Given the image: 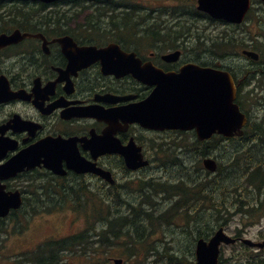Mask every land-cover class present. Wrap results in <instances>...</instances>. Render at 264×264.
I'll return each instance as SVG.
<instances>
[{
  "label": "flooded vegetation",
  "instance_id": "af4514ba",
  "mask_svg": "<svg viewBox=\"0 0 264 264\" xmlns=\"http://www.w3.org/2000/svg\"><path fill=\"white\" fill-rule=\"evenodd\" d=\"M112 1L0 0V201L18 192L20 212L91 202L127 206L130 211L118 212L131 222L141 205L125 197L128 191L143 188L147 195L141 202L153 206L158 201L146 190L154 182L181 181L201 187L203 173H208L204 160L213 158L219 165L220 139L231 142L238 137L214 134L203 140L196 129L165 126L171 116V98H176L170 95L202 88L199 76L189 80L177 76L183 68L226 72L243 108L244 96L260 95L257 101L264 109V0H250L241 22L208 16V23L198 26L209 34L173 41L136 39L121 29H107L113 24L73 21L75 3L108 6ZM138 107L151 124L137 119ZM72 157L105 175L77 171L71 166ZM171 157L180 163L183 158L194 159L192 164H199L194 178L179 174L166 181L170 178L166 168L154 170L155 162L164 164ZM9 163L8 170H1ZM258 186L262 185L246 183L247 190ZM85 191H96L99 197L86 199ZM179 197L174 205L184 203ZM232 202L222 200L217 207L210 206L223 221L239 215L245 222L233 232L219 226L234 241L220 243L218 264H264L260 244L264 242V198ZM18 210L0 217V226H6ZM195 210L198 218L202 208L196 205ZM52 212L44 210L42 215ZM200 227L197 219L196 228ZM215 232L205 237L194 232L195 246L183 250L192 258L187 257L184 264L196 262L198 241H209ZM7 235L0 231V249L9 248Z\"/></svg>",
  "mask_w": 264,
  "mask_h": 264
},
{
  "label": "rangeland",
  "instance_id": "374dc122",
  "mask_svg": "<svg viewBox=\"0 0 264 264\" xmlns=\"http://www.w3.org/2000/svg\"><path fill=\"white\" fill-rule=\"evenodd\" d=\"M125 2L128 5H124L127 6H129V3L138 5L139 2L140 5L144 6V11H146L147 14L152 15L154 20L158 19V21L161 22H168L169 25L176 22V20H173V15L179 13V10L176 11L175 9H178L177 6L181 5V2L177 0H128V2L126 0ZM87 4L95 6V3ZM154 8L156 9L152 12ZM184 8H186V13L193 12L189 5L182 6V11ZM87 14H89V12L80 14L77 16L78 18L73 15L75 18L73 21L84 22ZM207 18L208 15L206 14V17L198 18L192 24L199 28L198 25L208 23ZM130 31L131 29H128L124 32L128 36ZM199 31L204 32L205 35L209 34L205 29L199 28ZM254 97L255 98L249 99L244 96L243 100L245 103V109H247L249 114H251V120L257 122L260 121V118H264V109L257 101L261 100V96L256 95ZM222 144H226L228 149L231 147V144L227 142ZM220 153V150L217 151L218 157ZM215 154L216 153H213V155ZM193 160L183 158V163H180L173 161L172 157L165 158L166 163L164 164L155 162L154 170H157L158 168H166L170 177L168 179L166 178V181H171V179L175 180L177 178L176 175L179 174L184 175L189 180L194 178V169L199 166V164H192ZM183 165H186V167H183ZM213 175L214 174L210 173V175L206 174V177L202 176V182L206 179L213 178ZM155 179L158 180L157 177H155ZM186 183L189 184L188 182ZM231 187L232 185L227 183L224 186V188ZM146 192L150 195L151 199L158 201L154 202L155 204H153V206L150 204H143L141 202L147 194L145 193V190L140 187L134 191H128L127 194L125 193V197L133 199L137 202L135 205H141L145 211H150L156 217L167 213L175 203L174 200L180 198L179 196H169L164 192H160L162 193V196L159 195L160 193H152L151 190H146ZM214 194L216 196V200H220V196L217 195V192ZM251 194H255V192H252ZM87 195V199L90 200L99 197L96 191L87 192ZM254 196L256 197L257 194ZM228 200L229 205H232L233 200L231 198H228ZM205 201L207 203H203L202 200L196 203V205L202 208L203 214L198 219L199 224L201 225L200 228L204 227V222H207V224L209 222L210 226L208 228H211L212 230H216L222 224L227 228L228 232H233L237 229V227H241L245 223L239 215H234L233 218L228 221H223V218L221 217L217 218L214 215L213 210H210V206H213V201ZM94 205L95 204H91L90 202L86 206L90 207ZM195 208L196 206L191 208V211L186 210L185 207L180 209L179 211L181 214H179V212L172 220L171 218H166L165 216V220L162 221L161 219L151 221L142 218L141 223L144 226V231L141 240L138 239V233L134 228H127L125 231L128 233H119L118 237L110 235L111 237L108 239L104 238V240L108 241L110 245H108L107 242V244H104L100 236L101 231L103 232L104 229L109 228V224L101 219L91 216L92 210L88 212L86 208L82 210V208L77 209L76 207L70 206L69 209H57L52 213H46L45 216H43L41 212V214L32 217L31 215L33 213L30 209L27 213L21 212V214L17 217L14 216L11 219H8V222L6 223V234L8 235L6 236L5 243L6 246L9 245V248H6L5 250L3 248L0 249V264L15 263V259L18 254L20 255L22 253L32 251L48 239L57 240L78 236H84L86 239L83 243L73 245V251L71 250L73 254L69 257V262L71 264H115L112 257H122L124 259L123 264H136L138 262H150V264H181L175 259H170L167 253H174L173 255L176 257L180 256L181 260H184L185 263L191 260L192 255L186 256L183 253V250L185 248L195 246V240H193L196 234L194 233ZM129 209L130 208L123 205H112L103 208V210H105V214H108L109 216L116 214L120 215L119 212L125 213L130 211ZM186 212H188L191 216L194 214V217H190L187 221V219L182 217L183 214H186ZM26 220H29L28 225H25ZM92 223H94L93 226ZM17 225H20L19 227L24 226L22 232H13ZM131 242L134 243L133 248L135 251L132 256H129L127 244L128 246H131ZM64 262L67 264V260Z\"/></svg>",
  "mask_w": 264,
  "mask_h": 264
},
{
  "label": "trees",
  "instance_id": "16d2710c",
  "mask_svg": "<svg viewBox=\"0 0 264 264\" xmlns=\"http://www.w3.org/2000/svg\"><path fill=\"white\" fill-rule=\"evenodd\" d=\"M177 1L181 2V5L177 7L178 9H175L176 11L179 10V13L173 15V20H176V22L171 25H169L168 22L158 21V19L154 20L152 15H149L146 11H144V6L140 5V1L138 2V5L130 3L128 8H123L122 11L119 7L127 4L125 0H113L112 3L108 6H101L98 3L95 4V6L85 3H76L74 4L75 10L73 12V15L79 16L80 14L89 12V14L85 16L84 22L97 23L100 25L105 24L107 26L113 24L114 27H107V29H121V32L124 34L125 32H123V30L125 31L131 29L127 37H131L132 35V37L136 39H148L151 37H157L167 38L173 41L181 37H201L204 32L199 31V28L192 24L198 18L206 17L205 13L200 12L196 8L195 4H197V0ZM184 5H189L193 12L186 13V8H184V10L182 11L181 7ZM155 9L156 8H154L152 12H154ZM245 135L246 142H244V138L232 140L229 143L231 144V147L229 149L226 144H222V142H219L218 151L220 150L221 153L219 155L220 161L218 169L216 173H212L214 174V177L211 179H206L204 182H202L201 187H199L198 189H196L193 184L186 185V182L181 181H177L179 182L177 184H174L172 182H154L153 184H150L148 188H150V190L154 194L164 192L172 197L179 195L184 200L183 204L181 203L180 205H172L168 212L164 213L161 216L156 217L153 215V213L143 210L142 207H138L139 212L137 213L136 220L130 222L127 221L128 218L123 215L120 216L116 214L109 216L108 214H105V210H103V208L109 206H101L99 204H95L94 206L90 207H87L86 205L80 207L82 208V210L86 208L88 212L92 210L91 216L96 217L97 219H101L109 224V228L104 229V231H101L100 233V236L104 243V238L108 239L109 237H111L110 235L118 237L119 233H128L127 231H125V229L127 228H134L138 233V239L141 240L144 231V226L141 223L142 218L151 221L161 219L162 221L165 220L164 216L168 215L167 218H171L172 220L173 217L177 216L176 214L180 212L179 210L184 207L186 208V210L191 211V208H194L196 206V203L198 202L196 201L197 199L202 200V202H206L205 200H211L213 201V206L217 207L221 204L220 201L228 200V198H231L232 200L264 198V195H261L262 193L264 194V118H260V121L257 122L254 120L250 121L246 127ZM202 151L203 154L206 153L205 148L202 149ZM210 173L206 174L210 175ZM206 174L204 173L203 176L206 177ZM226 183L232 185V187L224 188ZM246 183L259 184L262 186L247 190ZM87 192L92 191H85L86 199L88 198ZM216 192L217 195L220 196V198L218 197L220 200H216V196L214 194ZM252 192H255V194H249ZM256 194L257 196L255 197L254 195ZM69 208L70 207L68 206H57L55 208H48V210H65ZM30 209L32 213H36L39 212L42 208L38 207ZM19 214H21V212L18 210L12 217H17ZM179 214H181V212ZM192 215L193 216L186 212V214H183L182 217L187 219L188 221L190 217H194V214ZM202 215L203 214L201 213V216ZM201 216H198V218H196L195 215L194 231L196 232L197 230L201 236L205 237L207 235H210L212 229L208 228L210 226L209 222L208 224L207 222H204L203 224L205 225L202 229L198 230L196 228L197 219H199ZM28 224L29 220H26L25 225ZM93 225L94 223H92V226ZM19 226L20 225H17L13 232H22L24 226ZM6 229V226H0V231H6ZM85 239L86 238H84V236H78L65 239L47 240L43 244H40L38 247H36V249L33 251H28L20 255L18 254L17 258L15 259L16 262L12 264H66V262H64L65 260H67V264H71L69 262V257L73 254V252H71L73 245L83 243ZM106 242L108 243V245H110L108 241ZM130 245L131 246H128L127 244V248L130 252L129 256H132L133 252L135 251L133 248L134 243L131 242ZM167 255L168 257L171 256L172 259L177 260L178 263L184 264V260H181L180 256L176 257L175 255H170L169 253H167Z\"/></svg>",
  "mask_w": 264,
  "mask_h": 264
},
{
  "label": "water",
  "instance_id": "95a60500",
  "mask_svg": "<svg viewBox=\"0 0 264 264\" xmlns=\"http://www.w3.org/2000/svg\"><path fill=\"white\" fill-rule=\"evenodd\" d=\"M47 3L57 0H41ZM249 8V0H198V9L206 11L216 18H225L233 22H241ZM177 76L182 79H202V88H193V91L171 94L170 114L166 122L167 127L181 129H196L201 139L210 138L214 133L227 137L244 134V126L248 119L240 106L236 103V89L230 76L223 71L187 67ZM180 99V100H177ZM137 119L145 124H151L147 114L141 107L134 110ZM72 165L77 171H94L105 175L101 169L91 165H80L81 159L71 158ZM207 169L215 171L217 162L212 158L204 160ZM80 165L79 167H77ZM9 163L1 170H8ZM134 167L133 165H130ZM59 173L64 171L58 170ZM6 201H0V217H6L12 209L21 207L22 199L18 192L11 194ZM233 242L234 239L227 235L223 228L217 230L209 242L200 239L198 242L197 259L195 264H218L220 243ZM251 242L245 239V242ZM264 245V242L260 243ZM123 259H115L122 263Z\"/></svg>",
  "mask_w": 264,
  "mask_h": 264
},
{
  "label": "bare ground",
  "instance_id": "6f19581e",
  "mask_svg": "<svg viewBox=\"0 0 264 264\" xmlns=\"http://www.w3.org/2000/svg\"><path fill=\"white\" fill-rule=\"evenodd\" d=\"M124 1V0H123ZM126 1V0H125ZM106 2V1H105ZM115 2V1H114ZM127 2H128V0H127ZM164 2V1H163ZM188 2V1H187ZM85 3V2H84ZM111 3V2H110ZM62 4V3H61ZM108 4V3H107ZM130 4V3H129ZM106 5V4H105ZM136 5V4H135ZM119 6V5H118ZM125 6V5H124ZM179 6V5H178ZM115 8V7H114ZM120 8V7H119ZM170 8V7H169ZM158 11H160V10H158ZM162 11V10H161ZM167 11V10H166ZM120 12V11H119ZM159 13V12H158ZM163 14V13H162ZM119 15V14H118ZM128 16V15H127ZM133 18V17H132ZM135 18V17H134ZM132 20V19H131Z\"/></svg>",
  "mask_w": 264,
  "mask_h": 264
}]
</instances>
